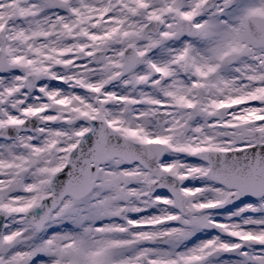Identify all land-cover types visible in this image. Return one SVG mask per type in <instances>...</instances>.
Instances as JSON below:
<instances>
[{
	"label": "snow or ice",
	"instance_id": "snow-or-ice-1",
	"mask_svg": "<svg viewBox=\"0 0 264 264\" xmlns=\"http://www.w3.org/2000/svg\"><path fill=\"white\" fill-rule=\"evenodd\" d=\"M0 264H264V0H0Z\"/></svg>",
	"mask_w": 264,
	"mask_h": 264
}]
</instances>
